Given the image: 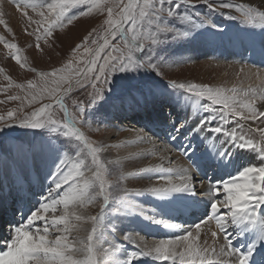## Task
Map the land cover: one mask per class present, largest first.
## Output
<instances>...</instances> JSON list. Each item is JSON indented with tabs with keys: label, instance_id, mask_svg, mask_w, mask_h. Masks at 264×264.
<instances>
[{
	"label": "rangeland",
	"instance_id": "rangeland-1",
	"mask_svg": "<svg viewBox=\"0 0 264 264\" xmlns=\"http://www.w3.org/2000/svg\"><path fill=\"white\" fill-rule=\"evenodd\" d=\"M37 2L44 5V7L35 10L30 7L19 8L17 4H15V0H12V4L10 0H0L2 5L10 4L15 8L21 9L18 10L21 11L19 15L20 22H14L15 24L13 25L6 17H0V19L5 22L4 24H0V116H4L8 119V113H13V118L8 121L10 124H6L0 128V215L2 216L0 219V228L4 231L0 233L1 253L7 251L8 244L14 234V229L27 222L26 220L28 217L38 210L40 205L44 202V198L48 196L49 191L54 187L53 177L56 174V169L60 161L67 155L73 156L71 160L74 162L76 159L74 155L79 151V142L72 137L63 135V130H54L55 126L53 125H45L37 128L22 126L20 123H16V121L25 116H31L33 112L43 105L50 104L52 107L48 111L53 114L54 119H58L63 123L65 120L64 110L56 103L55 98L37 96L36 99H32L31 94L37 91L42 85L48 88L55 86L50 83V77L45 76L42 79L40 76L41 73H51L53 70L61 69L70 60L73 66L81 62L80 54L83 53L84 49L79 48L74 55L73 50L77 48V45L87 43L89 47H95L91 44L92 39H98L99 43L103 42L99 37L107 30V24L105 23L108 19L107 8L112 6L115 0H98L100 7L95 10L93 9V11L86 16H79L80 12H87L88 6L85 3L78 4L76 7L68 9L65 13V26L60 27L58 25L53 29L52 35L47 37L43 35L45 25L43 23L37 25L36 21L44 20V17L38 15L41 11L45 13V16L50 15L47 11V3H50L51 0H37ZM123 2L127 3V0H123ZM175 4H179V7L175 8V14L173 16L161 17V23L173 29V31L161 34L159 43L152 46L151 50L145 49L144 52L139 54V58L141 59L144 56L150 55V62L159 65L164 72V76L158 74L155 70L143 67L112 74L108 87L104 91L103 99L98 101L94 106L88 107L83 114V122L87 125H77L87 139L94 141L95 144L109 145L110 147L107 151L122 152L123 149L129 148V141H127V143L121 141L126 136L127 127L126 124L123 125V122L130 121L132 124L137 122V117H139L142 119L145 118L146 120H138V122L150 124V119L153 117L154 111L160 115H164L167 118L166 123L176 121L183 127H186L185 132L187 133H194L195 131V115L199 116L197 117V121L200 117L201 120H206L207 118L213 125L217 127L221 126L223 122L218 112L215 110L221 108V105L212 104V101L208 100L207 97H198L185 89L173 88L169 80L174 79L178 83L210 85L214 88H230L225 82L226 80L222 81V79H220V75L229 77L234 81V85L238 86L242 78L241 72L231 74L230 69L227 67L217 72L213 69L215 67L211 68L208 64H204L203 61L215 62V65L227 63L240 66L244 65L245 67L252 66L250 61H246L245 58L249 54L256 56V52H252L254 49L248 47L237 52L239 56L243 57L242 59L239 58L237 61L232 59L229 60V62L228 60H219L220 57L218 56H213L211 58L208 56L182 58V55L184 53L183 48L187 44H190L193 39L194 43H192V45L190 44L191 46L196 45V39L198 40L200 37L204 38L210 32L212 33V31H214L212 34H217L222 32V29L228 31L235 29V31L238 30L237 32L241 35L242 32L246 31L247 27H249L254 34H262L264 17L256 15V12L264 13V8L258 5L255 0H210V3H197L194 5L186 3L185 0H173V5ZM221 4L248 5L249 8L255 10L252 13V22L242 18L241 14L238 13L234 7L226 8L222 11H218L217 7H214ZM118 11L119 9L114 8L113 19L117 18L116 14ZM25 13L27 14L25 15ZM74 15L77 19L73 20L71 24H68L67 17ZM222 24H224L223 27L221 26ZM128 27H130V22L125 25L126 29ZM141 31H143V29H141ZM90 33L91 35H89ZM176 33H180V35ZM37 35L41 36L39 41L36 39ZM130 38L129 34L128 39L130 40ZM124 39V34H121L115 39H112L110 43L121 45ZM10 45H15L16 47H10ZM179 46H181V49ZM187 47L191 48L189 46ZM177 49H180V53H177ZM110 50V47L106 49V51ZM260 56L262 58L260 61L264 63V54H260ZM258 61L259 59L256 58L257 65L255 66L263 69L260 66L261 64L257 63ZM30 81L36 84V89H31L29 87ZM218 81H220V83H216ZM65 87H67V85H61V89ZM91 91L92 89L90 87H73L71 92L67 95H64L63 91L56 93V95L63 98L69 114L73 120H76V108L73 101L83 102L86 105L88 93ZM9 97H19V99H9ZM130 98H136L139 104L142 103L144 106L141 108L139 104L136 103L130 105L128 101ZM133 106L135 110H133ZM146 114L150 116L148 117ZM123 116L124 118L121 119ZM120 119L122 122H120ZM236 119L238 118L229 117V122L223 124L225 129V131H223L224 133L237 127ZM133 120L136 121L132 122ZM247 123L251 125L253 129L257 126L264 127V124H261L259 120L255 122L248 121ZM132 126L134 125L132 124ZM135 126L137 127V125ZM139 127L149 132L146 126L140 124ZM28 134H31V141L29 143L27 141ZM149 135L158 142L157 137L151 133H149ZM222 137L229 138L231 136L225 134L224 136L222 135ZM255 137H258V133L255 134ZM10 140L13 143H10ZM116 140L118 141V145H116L117 143L114 145V142H117ZM158 140L164 143V140L159 138ZM233 142L236 146L235 149L238 148L239 143L234 140ZM5 143L8 148L11 147L8 152H4ZM222 143L223 141L221 140L222 148H220V151L225 149ZM166 147L173 150L168 144ZM49 149L52 150L55 157L54 161L48 157ZM107 151L101 154V160L106 163L110 161L105 155ZM251 151L258 155L259 163L263 162L256 150L252 149ZM9 152L12 153L11 156L8 155ZM171 153L174 154L175 152L172 151ZM238 155L240 154H237L235 157L236 162L238 161ZM9 159H14L18 163V167L10 173H7L2 168V165L6 163V161L8 162ZM172 160L174 161V158ZM190 162L191 160H188V164H190ZM40 166H43L44 169H41ZM108 166L109 175L106 179L109 183L113 184V189H109L110 192L113 191V195L105 208L101 226L97 231L96 258L98 264L107 261L108 264H128L127 255H124L118 263L111 262V256H118L117 252L121 247L130 242L133 246V249L130 250V254L132 252H139L138 250L141 249L135 246L133 241L124 240L123 237L129 234L133 237H137L142 227L135 225L134 222L132 224L130 217L133 216V209L131 207H123V203H121L123 201L122 193L125 189L123 181H125V179L123 178L124 175L122 179L116 180V178L122 173L121 171L124 165L111 163ZM167 166L169 167V164ZM188 167L189 171L192 172L189 165ZM234 169L235 168L232 166V170ZM88 175L89 174L85 171V177ZM31 177L38 182L40 181V189L37 193H34L35 197L32 196V200L33 198L34 200L32 201L30 198L27 204L12 200L15 195L22 193L17 192L15 194L18 190H15L16 186L14 182L26 186V179L29 178L28 182H30ZM47 177L49 178L46 179ZM77 179L82 186L84 177H78ZM192 180L195 181V178H192ZM66 188L67 185L62 186L61 192ZM88 189V194L94 196L97 187L95 185H90ZM200 192L202 194L204 193L201 190ZM146 193L149 192H144L141 197H132V199L148 206V212L152 211L150 214H152L151 217L153 218L148 215H143L149 227L147 237L174 239L177 235H171V237H169V235L164 232L163 225L165 224L161 223L163 218L157 206L158 202L156 200L153 202L148 201L146 199ZM101 202L102 198H97L96 203H90L86 207H78L76 209H89L90 216H94L99 211V203ZM148 203H150L151 206H149ZM202 205L204 206V203ZM61 207L62 206H59L56 211L61 212ZM119 208L126 209L128 212L127 220L119 216ZM161 208L163 209L164 217L171 216L169 214L167 215V213H172L174 215L180 210V212L184 213L189 219L187 224L191 223L190 227L195 223L193 222L194 220H202L203 218L196 198L193 193L189 191H182L176 201L174 210ZM50 213L51 212L44 213V215L50 217L51 215H48ZM179 217L183 218L184 215L180 214ZM117 219L119 221H117ZM160 219L162 220L160 221ZM44 223V221L34 222V224L39 227H43ZM173 223L179 225L177 220L170 219L169 223L167 222L169 226H175L178 232H181L179 230L181 226H176ZM91 227L92 225L90 222L85 228V235L91 231ZM186 228L188 227L182 226L181 230L183 231ZM143 229L145 230L146 227L143 226ZM153 229L160 231L164 237L160 236L158 232H154V235L152 233ZM121 230H123L122 235L120 234ZM57 234L58 233H53V235ZM180 235L183 234H178V236ZM71 238L70 236L69 239ZM241 243L242 241L237 243V245L240 246ZM138 259L146 264H156L157 262L158 264H170V262H172L171 260H157L153 258V256L147 255L140 256Z\"/></svg>",
	"mask_w": 264,
	"mask_h": 264
},
{
	"label": "snow or ice",
	"instance_id": "snow-or-ice-1",
	"mask_svg": "<svg viewBox=\"0 0 264 264\" xmlns=\"http://www.w3.org/2000/svg\"><path fill=\"white\" fill-rule=\"evenodd\" d=\"M19 8H43L44 5L37 0H15ZM188 4L210 3V0H185ZM87 4V12H80L79 16H86L99 8L98 0H51L47 3V11L50 15L45 16L43 11L38 15L44 17L43 21H36L37 25H45L43 35L51 36L52 31L58 25L64 27L65 13L68 9L76 7L78 4ZM179 4L173 5V0H115L112 6L107 8L108 19L106 20L107 30L98 39H92L89 47L87 43L77 45L73 50L74 55L79 48H83L81 62L73 66L70 60L61 69L53 70L51 73H41L40 76L50 77V83L55 85L48 88L41 86L31 94L32 99L37 96H49L56 99V103L64 110L65 120L63 123L53 118V114L48 110L50 104H45L33 112L31 116H25L16 121L22 126L43 127L53 125L54 130H63V135L72 137L79 142V151L76 152L73 162L71 157L65 156L57 166L56 174L53 177L54 187L49 191L48 196L37 211L33 212L27 222L16 227L7 251L0 253V264H98L96 254V235L101 226L104 211L113 195V184L109 183L106 177L109 175V164L101 160V154L109 149L107 144H95L87 139L80 131L78 124L87 125L83 122V114L88 107L94 106L104 97V91L108 87L112 74L121 71L135 70L137 68H148L157 71L164 76L162 68L151 63V56L139 58V54L145 49L159 43L163 33L172 32L173 29L161 23V17L173 16L175 8ZM218 11L226 8H235L242 18L252 22L254 9L245 4H221ZM114 8L119 9L116 19H113ZM102 10V9H101ZM27 13H25L26 15ZM256 15L264 17V13L256 12ZM77 17H67V23L71 24ZM130 22L127 29L125 25ZM5 22L0 19V24ZM143 29V31H141ZM39 30V29H38ZM124 34L125 39L121 45L111 44L110 41L117 36ZM130 34V40L128 35ZM180 35V33H176ZM91 35V33L89 34ZM37 41L41 36H36ZM87 39V38H85ZM10 47H16L10 45ZM38 47V45H37ZM111 48L110 51L106 49ZM86 57V58H85ZM102 61V62H101ZM173 88L185 89L198 97H207L212 104L221 105L215 109L223 124L229 122V117H236L237 127L226 131L240 147L256 150L261 158H264V127L257 126L255 129L249 125L248 121L259 120L264 124V111L256 107L257 101L264 103V83L253 87L249 84L246 88L233 85L230 88L211 87L194 83H178L176 80H169ZM61 85L67 87L61 89ZM31 89H36L34 82H29ZM73 87H90L92 91L88 93L87 104L73 101L76 108L77 119L73 120L64 104L63 98L56 93L63 91L64 95L71 92ZM9 99H19V97H9ZM13 118V113H8V119L0 116V128ZM223 124L214 129L216 133L225 131ZM258 133V137L255 134ZM252 134V135H250ZM137 139L141 142L148 139L145 133H137ZM171 151V149H167ZM150 155H155L151 152ZM90 157V162H89ZM163 160V157L161 158ZM85 171L89 174L85 177ZM172 173L175 176H161L159 182L146 186L143 189H126L128 191H144L154 195H163L173 192L189 191L196 192L203 189V192L213 200L211 214L201 223L196 224L184 231L183 235L172 240L152 241L151 244L142 241L138 236L125 235L124 240L133 241L141 249L139 252H132L128 257V264L140 256H154L157 260L168 261L172 264H248L249 255L241 253L232 247L228 239V228L230 225H239L245 221L256 224L259 220L257 209L264 207V167H248L238 175L217 184L202 182L197 185L189 171L179 165L169 161V167H164L163 163L149 165L138 169V173L147 172ZM131 174V173H128ZM124 173L117 176L116 180L122 179ZM78 177H84L81 186ZM71 181V183H70ZM67 188L61 192L62 186ZM90 185H95L97 191L94 196L88 194ZM222 189V192H221ZM221 196L223 198L221 199ZM97 198H102L99 203V211L94 216L84 217L75 211L78 207H86L90 203H96ZM227 210L226 216L219 215V207ZM59 206L61 214L55 215ZM71 206V210H70ZM52 212L53 215L46 217L44 213ZM35 221H44L43 227L36 226ZM91 222V231L85 236L80 233L83 230V222ZM215 222L216 231H213L209 224ZM264 223V222H262ZM34 229V230H32ZM51 229V231H50ZM206 229V230H205ZM204 231L205 239L198 243L201 232ZM53 233H58L53 235ZM75 233V235H73ZM223 234V244L216 247V238ZM212 237V243L207 239ZM72 237L69 239V237ZM51 237V238H50ZM227 258V259H225Z\"/></svg>",
	"mask_w": 264,
	"mask_h": 264
},
{
	"label": "bare ground",
	"instance_id": "bare-ground-1",
	"mask_svg": "<svg viewBox=\"0 0 264 264\" xmlns=\"http://www.w3.org/2000/svg\"><path fill=\"white\" fill-rule=\"evenodd\" d=\"M255 1L258 5H260L261 7L264 8V0H255ZM247 2L251 3L249 1H247ZM10 3L12 4V0H10ZM253 4H255V3H253ZM18 10H21V9L15 8V7L11 6L10 4L2 5L0 3V17H2V16L6 17L12 25L15 24L14 22H17V23L20 22L19 15L21 14V11H18ZM22 10H24V9H22ZM221 26L223 27L224 24H222ZM262 26H263L262 31L264 32V24ZM246 31H247V33H252V31L249 29V27H247ZM231 32H234V31L232 30ZM212 33L210 32L204 38L200 37L198 40L196 39L197 43L195 46H191L192 43H194V39H193L190 42L191 45L187 44L183 48L184 53L182 55V58H187V57L192 58V57H197V56H208L209 58H211L213 56H218V57H220L219 60L223 59L224 61L228 60V62H229V60L234 59L232 53L240 52V51L244 50L246 47V43H244V42L239 43L237 38L232 36V35H227V37L229 39V40H227V37L225 35H223L224 31H222V33L220 32L221 34L220 33L212 34ZM249 39L253 40L254 37H250ZM255 39L259 41V45L256 49L264 51V34H262L260 36V39L257 37H255ZM229 43L231 45H229ZM187 46H189L191 48H188ZM179 48L181 49V46H179ZM180 49H177V53H180V51H179ZM234 61H237V59H234ZM203 63L208 64V66L211 68L215 67L213 69H215L217 72L221 71L223 68H226V67L230 69L231 74H233L235 72H241L242 78L238 84V87L243 86L246 88L249 84H251L253 87H255L257 85L264 83V68L260 69L258 67H252V66L245 67L243 65L244 63L242 64L243 66L235 65V64H227V63L215 65L214 64L215 62L211 63V61L208 62L206 60H204ZM230 63H231V61H230ZM257 63L261 64L262 62L259 60ZM204 73H205V71H204ZM226 74H229V73H226ZM201 75H202V73H201ZM220 79H222V81L226 80L225 82L227 83L228 87H232L234 85V81L231 80L229 77H225L223 75H220ZM216 83H220V81H218ZM128 101H129L130 105H134V103L139 104V101L136 98H130V99H128ZM139 106L142 108V106H144V105L142 103H140ZM256 107L258 110L263 111L264 110V103L257 101ZM133 110H135L134 106H133ZM122 114H125V113H122ZM146 115L148 117L150 116L149 114H146ZM124 116L121 119H123ZM152 116L153 117L150 119L151 120L150 125L153 128H162V126L166 123L167 118L164 115H160L159 113L154 111ZM197 117H199V116L195 115V119H196L195 130L198 129L199 131H197V132L194 131V133L204 134L207 131L204 127L199 128V125H200L202 120L200 117L199 120L197 121ZM121 119H120V122H122ZM143 119H145V118H143ZM143 119L137 117V122H135L136 124L132 123L134 126H132L130 121H126V119H125L126 122H123V125H125V124L127 125L126 136L121 141H123V143H127V141H129V144H130V145H128L129 148H126L125 150L122 148L123 149L122 152L107 151L105 155L110 160L109 162L118 163L119 165H124L121 172L125 174L123 177L125 179V181H123V183H124L123 185H124L125 189L122 193L123 201L121 203H123V207H125V206L131 207L133 209V213H132L133 216L130 217L132 224L134 222L135 225L142 227L141 232H139L137 235L139 236V238L142 241H146V242H149V244H151L152 241L158 242L161 240H166V239L170 240V239L169 238L162 239V238L147 237V234L149 232V227H148L146 221L144 220L143 215H148L149 217H151L152 214H150V213L152 211L148 212V210H147L148 206L132 199V197H141L143 195L144 191H139V192L128 191V192H126V189H128V190L143 189L146 186H149V185H152L156 182H159V179L161 176H175L176 175L175 172L160 173V172L153 171V172H147V173H138V169H140L141 167H147L149 165H157V164H161V163H163L164 167H168L167 165L169 164L170 160L173 162V164L182 166V167L186 168L188 171H189V167H188L186 161L183 158H181L180 156H178L177 153H174V154L171 153L173 150L167 151V149H170V148L166 147L167 143H163L162 141H159L158 138H157L158 142H156L154 140V138H152L149 135L150 132H147V130L144 131L143 128L139 127L140 124H139L138 120L142 121ZM134 121H136V120H133L132 122H134ZM206 121H207V118H206ZM135 125H137V127ZM256 126H257V124H256ZM137 133H142V134L145 133L147 135L148 139L143 141V142L139 141L137 139ZM30 136H31V134H28V136H27L28 143L31 141ZM221 140L223 141L222 144L225 146V149H224L225 150L224 159L226 161L225 163L228 165L230 170H232V166H231L230 161H231V159L235 160V157L237 156V154H240V155H238L237 158L241 162V170H244L248 167H255V166L258 167L262 163V162L259 163L258 155L255 154L253 151H251L252 149L244 148V147H240V146L235 149L236 146H235V143L233 142V139L231 137H229V138L228 137L227 138L221 137ZM235 142H237V141H235ZM10 143H13V142H11V140H10ZM115 144L118 145V141L114 142V145ZM9 148L11 149V147H9ZM9 148L5 143L4 152H8ZM220 148H222L221 144H220ZM151 152H155V155H150ZM8 155L11 156L12 153L9 152ZM48 157L52 161L55 160V157L52 153V150H50V149L48 150ZM162 157H163V160L161 159ZM173 158H174V161L172 160ZM17 167H18V163L14 159H9L8 162L6 161V163H4L2 165V168L7 173H10L11 171L16 169ZM40 167H41V169H44L43 166H40ZM128 173H131V174H128ZM189 174L192 177V172L189 171ZM49 177H47L46 179H48ZM82 186H83V184H82ZM181 193H182V191L163 194V195H154L152 193H146V199L150 202H153L156 200L158 202V204H160V207L169 208L170 210H174V206L176 205V201L179 198V196L181 195ZM203 196H208V195L204 193ZM148 204H149V206H151L150 203H148ZM118 210L120 212L119 216H121L123 219L127 220L128 212L126 211V209L119 208ZM75 211L77 212V214H81L84 217L90 216L89 209H85V210L75 209ZM60 214H61L60 211L55 212L56 216H59ZM168 214L173 215L172 213H167V215ZM48 215L52 216L53 213L51 212ZM1 218H2V216L0 215V219ZM151 218H153V217H151ZM162 218H163V221H161L162 219H160L161 223L168 225L167 222L169 223V221L164 219L165 217H162ZM206 218L207 217L203 216L202 220L195 222L192 226L201 223ZM117 221H119V220L117 219ZM89 223H90V221L83 222V230L80 233L81 236L85 235V228L89 225ZM143 226L146 227L145 230L143 229ZM209 227L213 231H216V226H215L214 221L210 222ZM136 228H138V227H136ZM189 228L190 227L186 228L185 230H187ZM185 230L179 232V234H184ZM2 232H4V231L0 228V233H2ZM120 234L121 235L123 234V230L120 231ZM262 234L264 235V230L261 231V229L259 227H254L249 232L248 236L244 240H242V243L239 246L241 253L245 254L247 252L243 248V246H245V244L248 243L249 247L252 245H255L257 243V240L261 237ZM205 238L206 237H205L204 231H202L199 238H198V243L200 241H203ZM207 239L209 240V243H212V237L210 234L207 236ZM233 242H235V241H233ZM222 244H223V235L218 233V236L216 238V247L218 248V247L222 246ZM235 244H237V243H235ZM135 246H137L136 243H135ZM131 249H133L131 242L124 244V246H122L121 249L117 252L118 256H111L110 255L111 256V262H113V263L120 262L121 258L124 255H127L129 257ZM138 251H141V250H138ZM153 258H155V257L153 256ZM225 259H227V258H225ZM107 262L100 263V264H108ZM132 264H146V263L137 258V259L132 261ZM156 264H158V262ZM170 264H172V263H170Z\"/></svg>",
	"mask_w": 264,
	"mask_h": 264
}]
</instances>
